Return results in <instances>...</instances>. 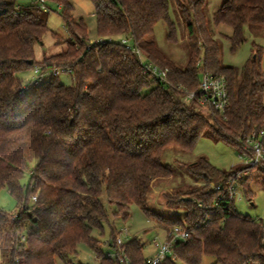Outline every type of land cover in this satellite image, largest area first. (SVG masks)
<instances>
[{
	"label": "trees",
	"instance_id": "1",
	"mask_svg": "<svg viewBox=\"0 0 264 264\" xmlns=\"http://www.w3.org/2000/svg\"><path fill=\"white\" fill-rule=\"evenodd\" d=\"M91 1L97 34L105 40L88 47V24L74 16L71 0H33L24 8L17 7L18 0H0V190L6 188L18 203L15 213L0 207V264H73L70 256L78 254L82 242L96 254L97 264H122L106 256L104 242L93 235L110 222L103 195L116 217L127 219L130 205L137 204L159 228L188 226V239L172 245L174 258L167 255L154 264H202L204 255L213 256V264H264V224L240 212L227 192L211 184L226 186L239 172L254 169L263 173L264 188V164L226 170L205 156L182 162L194 182L164 197L171 207L185 206L184 215L165 216L148 205L155 182L173 174L162 161L166 147L191 151L205 134L243 151L237 138L264 126L263 47L255 45L238 80L237 67L221 60L220 41L205 13L207 0H174L189 44L181 66L151 38L160 19L167 23L168 39L176 38L169 0ZM46 3L59 5L69 37L62 51L38 59L36 45L43 44L49 29ZM213 22L232 28L224 37L235 51L247 39L246 28L264 33V0H223ZM122 38L147 60L168 68L169 83L144 73ZM36 66L71 72L73 83L55 75L25 85L19 72ZM203 71L226 76L224 113L185 100L188 91L198 89ZM249 180L237 181L252 200ZM105 244L118 249L113 228ZM123 246L129 264L145 262L137 237Z\"/></svg>",
	"mask_w": 264,
	"mask_h": 264
},
{
	"label": "rangeland",
	"instance_id": "2",
	"mask_svg": "<svg viewBox=\"0 0 264 264\" xmlns=\"http://www.w3.org/2000/svg\"><path fill=\"white\" fill-rule=\"evenodd\" d=\"M33 0H18L17 7L24 8L32 3ZM75 5L74 16L76 18L83 17L89 27L90 40L102 38L97 34L96 17L93 15L94 6L91 0H71ZM170 1L169 14L176 24V38L169 40L168 27L164 19H160L151 34V38L156 41L158 46L174 60L177 64L184 66L189 57V44L187 39V30L184 21L181 18L180 10L174 0ZM223 0H207L205 13L208 25L214 31V36L219 39L221 44V60L226 65L237 67L241 76L242 66L252 55L254 47L259 44L263 47L261 64L264 71V33H254L249 28L245 29L246 41L243 42L235 51H231V43L229 39L224 37L225 34L232 33V28L226 24L216 25L213 22V13L221 5ZM45 9H49L47 17L48 31L43 36V44L36 45V57L41 59L43 55L49 56L58 53L66 48V40L69 33L64 26V20L61 15V8L55 3H46ZM52 32L58 34L57 37ZM90 42V41H89ZM35 68V67H34ZM20 77L25 85H30L32 79L38 74L34 69L20 71ZM58 78L66 84L73 83V75L71 72L60 71ZM241 151L235 145L227 143L223 140H216L208 135L201 134L196 146L189 151L179 145H170L165 148L162 153V161L171 166L173 170L172 176L155 182L151 193L148 196V205L165 216H183L185 206L171 207L167 205L164 197L165 192H174L177 188L191 184L192 176L182 167L181 163H189L196 161L199 157L205 156L215 166L229 170L231 167L244 166L245 159L241 156ZM34 166V162L31 164ZM249 174L245 178H249V188L254 193L252 200L243 194L244 185L240 186L239 193L236 195L235 205L243 214H248L264 224V188L262 187L263 173L257 170L245 169ZM244 171V170H243ZM30 181V172L27 171L22 179L23 184ZM222 192H225L222 190ZM222 194V193H219ZM105 206L109 209L110 222H104V232L100 233L98 229L93 232L94 236H99L103 243V250L107 253L110 248L105 244L113 235L116 237L123 229H128V235H123L124 241L137 237L144 246V254L146 257L151 256L155 251L153 244L156 237H163L165 230L157 227L155 221L149 218L137 204H131L129 208V217L123 219L112 214L114 206L108 203L106 195L102 196ZM0 207L6 211L15 213L18 210L16 199L10 194L6 188L0 190ZM168 256L174 258L173 252H169ZM73 264H97L99 259L96 254L88 247L85 242L78 245V254L70 256ZM215 258L210 255H204L202 264H213ZM58 264H63L61 261ZM178 264H185L178 261Z\"/></svg>",
	"mask_w": 264,
	"mask_h": 264
},
{
	"label": "built area",
	"instance_id": "3",
	"mask_svg": "<svg viewBox=\"0 0 264 264\" xmlns=\"http://www.w3.org/2000/svg\"><path fill=\"white\" fill-rule=\"evenodd\" d=\"M46 7V6H44ZM105 38L96 40H90L88 47L96 42L104 41ZM121 42L127 47L131 48L138 56L143 72L155 77L159 82L169 83L168 68H161L159 65L147 60L142 53L141 49L134 45L130 40L122 38ZM34 71L38 74L37 77L32 79L31 84H39L51 76L58 75L62 69H51L42 71L40 67L36 66ZM193 99H197L198 102L205 108L224 113L229 106V93L227 78L224 74H216L211 71H203L200 74L199 86L196 91H188L185 95V100L190 102ZM237 141L243 146L240 157L242 156L245 164L259 165L264 164V126L260 129L253 130L245 138ZM249 174L248 170H244L236 174L226 186H215L211 183L215 190H224L228 193V197L231 200L236 199V195L239 193L240 184L237 180L244 179ZM222 193V192H220ZM220 199V196H219ZM189 230L187 225H175L170 230H165L164 236L156 237L153 244L155 246L154 253L146 257L143 264H154L165 258L169 252L172 251V245L176 241H186L189 237ZM123 235H128V229L123 228L118 235L115 237V243L118 247L117 250L110 249L106 256L119 260L122 264H129V258L126 255V249L123 246L124 238ZM7 264V263H2Z\"/></svg>",
	"mask_w": 264,
	"mask_h": 264
},
{
	"label": "water",
	"instance_id": "4",
	"mask_svg": "<svg viewBox=\"0 0 264 264\" xmlns=\"http://www.w3.org/2000/svg\"><path fill=\"white\" fill-rule=\"evenodd\" d=\"M29 62H30V63H32V62H33V60L31 59V60H29ZM185 199H188V197H185Z\"/></svg>",
	"mask_w": 264,
	"mask_h": 264
},
{
	"label": "crops",
	"instance_id": "5",
	"mask_svg": "<svg viewBox=\"0 0 264 264\" xmlns=\"http://www.w3.org/2000/svg\"><path fill=\"white\" fill-rule=\"evenodd\" d=\"M161 180V179H160ZM156 182H159V180H157Z\"/></svg>",
	"mask_w": 264,
	"mask_h": 264
}]
</instances>
